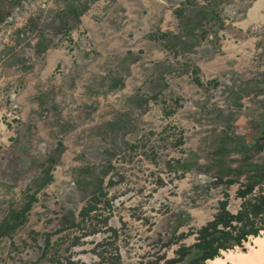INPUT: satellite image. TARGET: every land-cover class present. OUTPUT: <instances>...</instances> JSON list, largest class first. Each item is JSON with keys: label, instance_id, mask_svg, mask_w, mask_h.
I'll use <instances>...</instances> for the list:
<instances>
[{"label": "rangeland", "instance_id": "obj_1", "mask_svg": "<svg viewBox=\"0 0 264 264\" xmlns=\"http://www.w3.org/2000/svg\"><path fill=\"white\" fill-rule=\"evenodd\" d=\"M12 2L0 0V224L49 157L55 166L1 240L0 264H167L225 198L214 185L221 137L226 165H264V0ZM71 4L87 6L57 33ZM187 159L198 167L173 169ZM250 173L232 175V213ZM89 203L97 210L82 219ZM64 215L75 226L56 233Z\"/></svg>", "mask_w": 264, "mask_h": 264}, {"label": "trees", "instance_id": "obj_2", "mask_svg": "<svg viewBox=\"0 0 264 264\" xmlns=\"http://www.w3.org/2000/svg\"><path fill=\"white\" fill-rule=\"evenodd\" d=\"M21 0H13V4H18ZM87 6V5H86ZM79 8L77 4H71L69 10L63 12L64 20L61 28L57 31L60 33L62 28L67 26V15L72 16L73 20L79 21L82 13L85 11V8ZM182 9H177L176 13L180 14ZM4 13L0 11V23L4 20ZM38 25V22L34 19L30 21L28 24V28L31 30H36L35 27ZM69 26V25H68ZM73 27V26H72ZM194 28L190 30L189 36L193 37L192 33ZM169 35L168 33L163 34V36ZM194 38V37H193ZM44 50L47 47L43 48ZM199 82V80L197 79ZM157 95H154L156 98ZM229 138L227 136L221 137L219 142V149L217 150V154L220 155L217 160L213 163L218 165V176H214V185L221 186L226 185V189L223 190V194L225 198L220 201V209L217 214L214 216L212 220L207 222L198 230V240L196 243L190 246L183 245L177 251V256L174 258H169L166 260L167 264H180L184 262L189 256H191L192 251L195 250L196 253L194 257L189 261L188 264H205L206 260L213 259L217 256H220L222 250H230L234 249L237 246H242L244 241H248L249 236H258L260 232L264 230V190H261L259 193H255L256 187L259 185H263L264 183V165H253V164H245L239 168H231L230 166L225 164L224 155L231 151V148L228 146ZM259 145L262 147L264 145V139L259 140ZM62 146V144H59ZM59 146V147H60ZM250 149L248 143L242 144L239 147V151L246 152ZM245 159H248V155H245ZM197 160H178L175 166H172L175 170H180L183 172H188L196 167H198ZM55 166V161L52 157L47 159V164L43 166L42 173L39 179V183L32 193H27L26 195V203L19 209L11 211L7 217V220L0 224V242L5 236H11L12 233L21 225H23L27 220V214L31 211L32 205L34 202L38 200V193L44 189L48 184H50L53 180L52 170ZM91 168H81L80 173H88L92 171ZM212 166L208 165L204 168L206 173H210ZM251 172L248 176V182L244 185H240L238 188L236 195L238 198L243 200L240 210L237 213H232L228 210V198L229 193L228 189L230 186L236 184L238 181L232 177L233 174L243 175L246 172ZM90 173V172H89ZM224 174L227 176L224 179L221 175ZM102 179H100V183ZM82 181H79V185L81 186ZM84 184H88V182H84ZM109 184L113 185L114 182H109ZM83 187V186H81ZM85 188V187H83ZM99 194H104L102 190H100ZM95 200H98L99 196L93 195ZM97 204L89 203L85 208H83L80 212L82 219H85L86 216L90 215L91 212L97 210ZM259 219L260 222L256 223V220ZM75 226V220L71 218L69 215H64L62 219V223L59 228L56 230V233H61L68 229H71ZM185 234L182 233L179 236V239H183ZM48 245V242H47ZM46 255V254H43ZM102 255V254H100ZM116 262H112V264H121L119 263V258H116ZM69 264H73V262H69Z\"/></svg>", "mask_w": 264, "mask_h": 264}, {"label": "bare ground", "instance_id": "obj_3", "mask_svg": "<svg viewBox=\"0 0 264 264\" xmlns=\"http://www.w3.org/2000/svg\"><path fill=\"white\" fill-rule=\"evenodd\" d=\"M257 253H264V230L258 236H250L242 246L222 250L220 256L209 259L205 264H255L253 257Z\"/></svg>", "mask_w": 264, "mask_h": 264}, {"label": "clouds", "instance_id": "obj_4", "mask_svg": "<svg viewBox=\"0 0 264 264\" xmlns=\"http://www.w3.org/2000/svg\"><path fill=\"white\" fill-rule=\"evenodd\" d=\"M255 264H264V253H257L253 257Z\"/></svg>", "mask_w": 264, "mask_h": 264}]
</instances>
